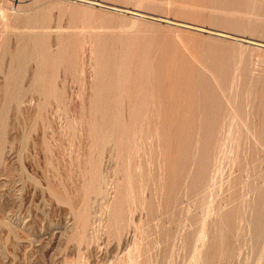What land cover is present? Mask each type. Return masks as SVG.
Here are the masks:
<instances>
[{
    "label": "rangeland",
    "instance_id": "obj_1",
    "mask_svg": "<svg viewBox=\"0 0 264 264\" xmlns=\"http://www.w3.org/2000/svg\"><path fill=\"white\" fill-rule=\"evenodd\" d=\"M82 1L0 0V264H264V0Z\"/></svg>",
    "mask_w": 264,
    "mask_h": 264
},
{
    "label": "bare ground",
    "instance_id": "obj_2",
    "mask_svg": "<svg viewBox=\"0 0 264 264\" xmlns=\"http://www.w3.org/2000/svg\"><path fill=\"white\" fill-rule=\"evenodd\" d=\"M82 1V0H80ZM82 2H86V3H89V4H95L96 2L92 3V2H88V1H82Z\"/></svg>",
    "mask_w": 264,
    "mask_h": 264
}]
</instances>
